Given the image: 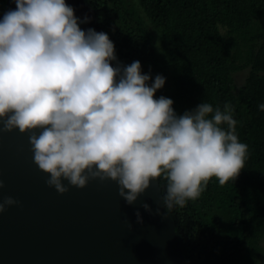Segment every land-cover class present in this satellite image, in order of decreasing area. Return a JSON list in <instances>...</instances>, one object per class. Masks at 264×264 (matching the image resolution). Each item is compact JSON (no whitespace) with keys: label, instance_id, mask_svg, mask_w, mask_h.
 I'll list each match as a JSON object with an SVG mask.
<instances>
[{"label":"clouds","instance_id":"clouds-1","mask_svg":"<svg viewBox=\"0 0 264 264\" xmlns=\"http://www.w3.org/2000/svg\"><path fill=\"white\" fill-rule=\"evenodd\" d=\"M14 2L0 19V132L28 135L50 188L63 195L69 186L111 181L133 205L163 179L171 211L198 199L213 178L223 186L239 176L249 146L231 103L177 115L170 98H156L165 78L150 83L139 61L113 67L108 34L82 30L87 21L66 0ZM18 203L0 199V214Z\"/></svg>","mask_w":264,"mask_h":264},{"label":"trees","instance_id":"trees-1","mask_svg":"<svg viewBox=\"0 0 264 264\" xmlns=\"http://www.w3.org/2000/svg\"><path fill=\"white\" fill-rule=\"evenodd\" d=\"M81 1L115 45L113 67L139 61L150 83L163 76L156 98H170L177 115L204 102L234 106L244 169L169 212L188 264H264V0Z\"/></svg>","mask_w":264,"mask_h":264},{"label":"water","instance_id":"water-1","mask_svg":"<svg viewBox=\"0 0 264 264\" xmlns=\"http://www.w3.org/2000/svg\"><path fill=\"white\" fill-rule=\"evenodd\" d=\"M66 2L87 21L82 30L97 31L81 0ZM4 7L0 19L16 4L5 0ZM47 178L33 162L28 135L0 132V199L19 202L0 214V264H188L158 182L129 205L111 181L69 186L61 195Z\"/></svg>","mask_w":264,"mask_h":264},{"label":"rangeland","instance_id":"rangeland-1","mask_svg":"<svg viewBox=\"0 0 264 264\" xmlns=\"http://www.w3.org/2000/svg\"><path fill=\"white\" fill-rule=\"evenodd\" d=\"M242 80H243L242 77H240V76H236V80H235L236 85H237V86H240ZM263 246H264V243H263Z\"/></svg>","mask_w":264,"mask_h":264}]
</instances>
